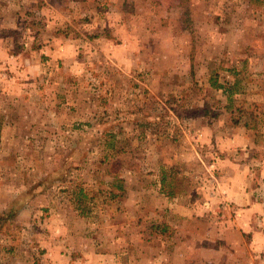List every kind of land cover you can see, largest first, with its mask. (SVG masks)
<instances>
[{
    "label": "rangeland",
    "instance_id": "1",
    "mask_svg": "<svg viewBox=\"0 0 264 264\" xmlns=\"http://www.w3.org/2000/svg\"><path fill=\"white\" fill-rule=\"evenodd\" d=\"M234 126L250 133L247 216L216 165ZM2 183L0 264H67L45 213L16 221L43 195L98 203L79 224L95 243L106 206L139 203L115 220L135 226L130 264H264V0H0Z\"/></svg>",
    "mask_w": 264,
    "mask_h": 264
},
{
    "label": "crops",
    "instance_id": "2",
    "mask_svg": "<svg viewBox=\"0 0 264 264\" xmlns=\"http://www.w3.org/2000/svg\"><path fill=\"white\" fill-rule=\"evenodd\" d=\"M234 127L225 134L216 130L217 140L219 139L217 136H224V142L221 145L222 155L217 159L218 163L216 165L219 168L224 166L226 171H228L226 167L228 164L229 176L226 173L224 174L228 176L229 183H227L228 185L222 184V188L226 192L228 190L233 202L240 206L241 211L247 216L254 211L252 207H255L253 191L249 186L250 171L247 168V160L243 158L247 157V153L250 150V133L241 126ZM240 160H243V163ZM233 162L239 164H233ZM237 172H240V174ZM230 176H232V179H230ZM242 176H244V180L241 178ZM223 180H227V177H224ZM10 187L5 183L0 184V194L3 195V198L4 196H10ZM71 193L73 195L76 194V190ZM71 193L69 197H72ZM63 194L61 192L59 197L61 198ZM45 198H48L47 195L37 196L33 199L27 197V200L24 203H20L19 207L16 208V221L23 225L28 224L30 219L33 221L37 219V215L45 213L46 224H49L46 228H49L54 236L52 237L53 245L52 247L48 245V249H51L50 255L53 256L55 261L57 257L64 256L68 260L67 264L131 263L132 251L130 250L129 240H132V231L135 226L133 223L125 224L119 221L116 223L115 220L119 219V217L124 219L126 214H129L130 218L138 215L135 210L136 207L140 206V208H137V213L140 211L141 205L139 203H110L109 206L104 204L106 208L110 209L107 211L109 215L102 217L98 221L105 228L101 232L103 236L98 237L100 241L95 243L89 239L91 234L89 235L88 229L82 230L79 224L81 219L87 222L85 218H92L90 215L93 212H88L89 210L96 211L100 207L97 205L98 203H92L94 208H88L87 204L89 203H76V201L75 203H42ZM36 199L41 203H33ZM72 199L74 201V198ZM100 204L102 205V203ZM148 204L151 210L153 208L154 211L158 210V212H161L162 208L158 209L159 207L156 206V203ZM258 205L256 207L257 210L260 209ZM164 206H167L168 209L172 208L170 204L166 205L164 203ZM262 220H264V217ZM260 241L261 239H259ZM41 246H44V244ZM54 260L53 262H55Z\"/></svg>",
    "mask_w": 264,
    "mask_h": 264
},
{
    "label": "trees",
    "instance_id": "3",
    "mask_svg": "<svg viewBox=\"0 0 264 264\" xmlns=\"http://www.w3.org/2000/svg\"><path fill=\"white\" fill-rule=\"evenodd\" d=\"M41 3V0H39ZM228 100H231L232 92L231 89L228 90ZM168 173L166 170H163L161 173V180H160V185H161V192L164 193L167 197H173L174 192H173V179L174 175H172L171 171ZM167 188H169L167 190Z\"/></svg>",
    "mask_w": 264,
    "mask_h": 264
}]
</instances>
